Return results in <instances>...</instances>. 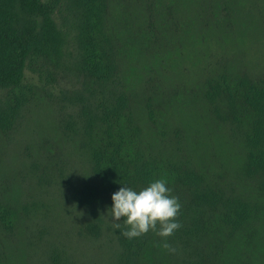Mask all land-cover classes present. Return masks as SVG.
<instances>
[{"label":"trees","instance_id":"1","mask_svg":"<svg viewBox=\"0 0 264 264\" xmlns=\"http://www.w3.org/2000/svg\"><path fill=\"white\" fill-rule=\"evenodd\" d=\"M132 1L140 0H0V133L14 136L38 103L51 102L60 116L59 139L77 149L72 161L56 164L63 151L49 142L46 148L54 150L33 162L35 189L40 194L46 183L59 184L68 217L76 211L82 225L75 221L74 229L58 232L47 245L46 226L33 232L32 264H263L264 78L226 74L204 90L213 120L243 147L245 186H238L190 158L187 132L180 123L172 127L167 116L170 97L151 96L146 107L154 129H143L121 64L125 44L114 25L115 4ZM125 11L132 18L134 11ZM29 60L51 71L48 79L73 73L78 80L58 93L28 83ZM161 178L181 204L182 227L167 241L175 252L160 247L163 240L153 231L126 238L123 220L114 229L108 215L119 188L140 190ZM6 195L0 190L1 244L16 235L22 212L33 207L19 209Z\"/></svg>","mask_w":264,"mask_h":264},{"label":"rangeland","instance_id":"2","mask_svg":"<svg viewBox=\"0 0 264 264\" xmlns=\"http://www.w3.org/2000/svg\"><path fill=\"white\" fill-rule=\"evenodd\" d=\"M125 7L134 11L132 18ZM113 12L115 34L125 44L121 60L125 82L135 93L136 116L143 129L153 128L146 107L151 96L170 97L174 106L167 116L172 127L180 123L187 132L190 158L210 174L245 186V178L240 177L243 147L213 120L204 90L208 81L221 75L264 78V0H153L150 4L140 0L130 6L119 2ZM30 60L24 73L28 83L47 84L58 93L61 87L71 86L69 81L78 80L73 73L67 80L48 79L51 71ZM38 104L14 136L0 133V190L7 191V200L19 209L33 206L22 212L16 235L0 243V264H32L29 243L38 238L33 232L44 226L51 232L43 240L47 245L58 232L74 229L75 221L82 225L76 211L68 217L59 184L46 183L40 194L35 189L33 162L54 150L46 144L61 145L56 164L72 161L77 154L75 143L69 147L59 139L56 107L51 102ZM44 164L49 170L54 166ZM34 199L36 204L30 203ZM258 249L263 260L264 246Z\"/></svg>","mask_w":264,"mask_h":264},{"label":"clouds","instance_id":"3","mask_svg":"<svg viewBox=\"0 0 264 264\" xmlns=\"http://www.w3.org/2000/svg\"><path fill=\"white\" fill-rule=\"evenodd\" d=\"M172 189L163 178L150 182L140 190L124 185L112 194L110 208L112 226L121 229L128 239L138 238L153 231L162 238L159 245L169 252L175 249L167 242L182 225L178 222L181 204L178 197L171 195ZM159 226V227H158Z\"/></svg>","mask_w":264,"mask_h":264}]
</instances>
